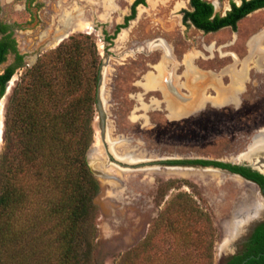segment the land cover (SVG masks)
Masks as SVG:
<instances>
[{
    "label": "rangeland",
    "instance_id": "rangeland-1",
    "mask_svg": "<svg viewBox=\"0 0 264 264\" xmlns=\"http://www.w3.org/2000/svg\"><path fill=\"white\" fill-rule=\"evenodd\" d=\"M134 1L0 0V22L10 27L23 55L15 80L0 99V156L15 90L20 94L22 79L38 62L44 63L43 80L56 76L64 82L66 57L55 51L73 36L81 45L85 78L91 81L100 73L102 64H93L96 54L102 62L108 60L105 119L111 138L124 140L116 151L143 160L98 167L112 178L97 177L91 264H222L219 246L229 237L228 221L236 207L249 203L257 186L227 174L158 166L155 160L190 156L230 161L246 146L241 124L253 121L238 116L235 107L242 91L244 107L264 112V9L241 20L235 31L204 34L182 22L189 0H147L136 19L106 41L105 33L114 35ZM210 1L224 14L231 1L240 0ZM79 21L82 27L76 26ZM14 62L15 55L9 54L0 74ZM160 69L165 81L149 86L148 75H159ZM174 94H205L189 109L209 110L181 129L183 121L170 122L185 108ZM59 95L64 96L58 104L63 109L72 96ZM223 105L226 109L219 108ZM94 110V138L87 153L92 163L107 159L97 104Z\"/></svg>",
    "mask_w": 264,
    "mask_h": 264
},
{
    "label": "trees",
    "instance_id": "trees-1",
    "mask_svg": "<svg viewBox=\"0 0 264 264\" xmlns=\"http://www.w3.org/2000/svg\"><path fill=\"white\" fill-rule=\"evenodd\" d=\"M145 4L146 0H135L131 15L113 36L105 33V40L113 41L135 19L137 7ZM190 6L191 10L183 11L184 24L216 32L224 27L236 30L243 18L264 8V0L231 2L224 16L214 13L207 0H190ZM70 41L55 51L66 57L64 82L56 76L43 80L44 63L38 62L28 70L25 77L29 80L22 79V91L16 94L15 90L7 107L0 156V264H91L94 200L100 184L90 170L87 153L94 138L100 73L91 81L85 78L79 59L81 45L73 36ZM9 54L15 55V62L0 74V99L23 63L10 27L0 22V66ZM93 64H102L98 54ZM59 94L72 96L63 109L58 108L64 100ZM244 174L264 187L263 177ZM262 228L248 256L264 253ZM247 264H264V255Z\"/></svg>",
    "mask_w": 264,
    "mask_h": 264
},
{
    "label": "flooded vegetation",
    "instance_id": "flooded-vegetation-1",
    "mask_svg": "<svg viewBox=\"0 0 264 264\" xmlns=\"http://www.w3.org/2000/svg\"><path fill=\"white\" fill-rule=\"evenodd\" d=\"M211 2L210 0H207ZM135 2V1H134ZM235 2L237 4H240L242 0L239 2L236 1H231ZM231 2H230V7L229 9L224 13L220 14L222 16L226 15L228 11L231 10ZM147 3V0H146ZM212 5L214 6V13L219 14L216 9V4L214 2H211ZM133 5V4H132ZM146 5V4H145ZM140 6V5H139ZM138 6V7H139ZM189 6H190V0H189ZM132 7V6H131ZM137 7V9H138ZM264 9V8H262ZM262 9H259L257 11H260ZM185 10H191V6L189 9ZM184 11V10H183ZM255 11V12H257ZM253 12V13H255ZM251 13V14H253ZM183 14V12H182ZM249 14V15H251ZM131 15V13H130ZM248 15V16H249ZM129 16V15H128ZM126 16V17H128ZM246 16V17H248ZM125 17V18H126ZM137 17V15H136ZM135 17V19H136ZM245 17V18H246ZM243 18V19H245ZM133 19V20H135ZM242 19V20H243ZM131 20V21H133ZM130 21V22H131ZM125 22V19H124ZM129 22V24H130ZM182 22H183V15H182ZM128 24V25H129ZM184 24V22H183ZM185 25V24H184ZM195 29L203 32L204 34H211V33H216L222 29L225 28H231L233 31H235L232 27H224L216 32H205L201 29L196 28L194 25L191 24ZM127 28V27H126ZM124 28V29H126ZM123 30V29H122ZM237 30V29H236ZM170 82V83H169ZM168 85L171 84V81L168 80ZM154 90V89H152ZM242 91L239 92V101L236 104L237 107V114L238 116L244 117V119H251L253 122L251 123H242L241 124V131H247L248 135V141L246 143V146L240 150L235 156L234 159H231L230 161H226L223 159H213V158H208V157H184V156H173L169 158H161L157 161H155L158 166H164L166 168L170 167H180L182 170H187L191 171V168H197L200 171L202 168H208V167H215L223 170H227L231 173H234L238 176H240L242 179L251 181L254 183L258 190H255L256 192H250L252 199L249 201V203L241 204L239 207H245V206H251L252 208H255L256 215L253 220L246 222V218L249 215L248 214V209L245 208H235L233 211L231 219L228 221V236L231 235V233L236 230V226L239 223H243V225H239L240 229L237 227V235L233 243L232 249H228L227 251L222 252V264H247L251 259L259 260L264 253H260L259 255L255 256L254 254H249V248L250 244L253 243V239L258 232V230L263 227V231L261 233L260 239L261 245L264 246V187H262L260 184H258L255 181H252L246 177L244 174L250 173L255 176H260L264 178V112L260 113V110L256 107H244V103L242 101L241 97ZM180 102H183V106H185V113L181 115L178 118H171L170 122H177L183 121V123H179L178 126H181V129L185 126H191L192 123L194 124L193 120L195 121L194 116L200 115L204 116L209 110L207 106H204L203 108H197L194 107L192 109H189V105L191 102H193L196 98H199L202 95L205 94H174ZM183 100V101H182ZM235 104V103H234ZM226 105L219 106L220 109H226ZM211 108H216L215 106H211ZM259 114L261 116H259ZM190 119V120H189ZM188 120V121H187ZM185 124V125H181ZM125 156L131 155L129 153H125ZM216 163V164H215ZM217 163H222L226 165H230L231 167H237L239 170L234 171L229 167H224L217 165ZM196 169V170H197ZM204 171V170H202ZM206 171V170H205ZM192 172V171H191ZM258 191V193H257ZM257 246V245H256Z\"/></svg>",
    "mask_w": 264,
    "mask_h": 264
},
{
    "label": "water",
    "instance_id": "water-1",
    "mask_svg": "<svg viewBox=\"0 0 264 264\" xmlns=\"http://www.w3.org/2000/svg\"><path fill=\"white\" fill-rule=\"evenodd\" d=\"M107 62L108 60H104L102 62V67L100 70V79H99V83H98V90H97V107L98 110L100 112V131H101V142L104 144V150H105V154L107 156V159L104 160H97L96 163H92L91 161L88 160V164L90 167V170L92 171V173L94 174V176L97 178L98 176H102L104 178H112V176H110L109 174H107L106 172H103L102 170H99L98 167L101 168H108L109 166H111V164H114L116 166L122 167L124 165H132V163H137L139 161H143L140 158H134L131 155L128 156H124L120 153H118L116 151V146L120 145L122 142H124L123 139L118 138V139H113L110 136V129H109V125L105 119V115H106V97H105V83H106V74H107ZM14 77V76H13ZM12 77V79H13ZM12 79L7 83V88L5 91V95L8 93V90L10 88V83L12 81ZM5 97V96H4ZM4 132V131H3ZM156 161V160H155ZM144 162H147L146 160H144ZM97 166L95 168V166ZM169 168V167H168ZM171 169H177V170H181L180 167H170ZM197 168H191V171H196ZM199 170V169H197ZM201 170H206V171H218L220 174H227L230 176H234V177H238L241 178L240 176L231 173L227 170H223V169H219V168H215V167H208V168H202ZM242 179V178H241ZM245 180V179H243ZM249 183H252L251 181L245 180ZM254 184V183H252ZM238 209L240 208H245L248 209V216L246 218V222L253 220L255 218L256 215V211L255 208H252L251 206H245V207H237ZM241 225H243V223H239L236 226V230H234L231 235L224 240V242H222V244L219 246L220 249V256H222V252L227 251L228 249H232L233 247V243L234 240L236 238V233H237V227L238 229H240L239 227Z\"/></svg>",
    "mask_w": 264,
    "mask_h": 264
},
{
    "label": "bare ground",
    "instance_id": "bare-ground-1",
    "mask_svg": "<svg viewBox=\"0 0 264 264\" xmlns=\"http://www.w3.org/2000/svg\"><path fill=\"white\" fill-rule=\"evenodd\" d=\"M76 26L77 27H82V23L79 21V22H77V24H76ZM60 40V39H59ZM118 41V43L121 41V40H123V37H120V38H118L117 39ZM162 69H160L159 70V75H152V74H150V75H148V78H147V83H148V85L149 86H151V87H156L154 84L156 83V85H157V83H161V82H164L165 81V79H164V77L161 75L162 74V71H161ZM244 72H245V69H243L242 70V75H244ZM15 80V78H13L12 79V81H11V83H10V85L13 83V81ZM0 128H2V120L0 119ZM99 141V140H98ZM119 150V149H118ZM122 155H124V154H122ZM125 156V155H124ZM214 173H219L218 171H213ZM198 177H200V176H198ZM236 178H238V177H236ZM237 182H239V183H243L244 184V182L241 180V178L240 179H238L237 180ZM252 190V189H251Z\"/></svg>",
    "mask_w": 264,
    "mask_h": 264
},
{
    "label": "crops",
    "instance_id": "crops-1",
    "mask_svg": "<svg viewBox=\"0 0 264 264\" xmlns=\"http://www.w3.org/2000/svg\"><path fill=\"white\" fill-rule=\"evenodd\" d=\"M179 113H180V114H183V113H185V108H183V109H180V110H179Z\"/></svg>",
    "mask_w": 264,
    "mask_h": 264
}]
</instances>
